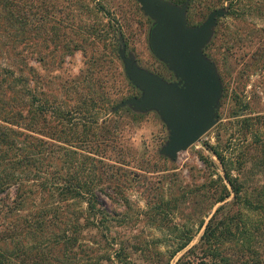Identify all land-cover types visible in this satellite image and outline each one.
<instances>
[{
	"label": "trees",
	"instance_id": "1",
	"mask_svg": "<svg viewBox=\"0 0 264 264\" xmlns=\"http://www.w3.org/2000/svg\"><path fill=\"white\" fill-rule=\"evenodd\" d=\"M224 3L229 18H243L246 12L264 18V0H195L206 12ZM109 10L102 0H0V264H134L131 249L118 248L111 237L126 217L107 209L101 199H120L123 210L131 209L124 192L128 173L118 168L124 160L110 150L120 134L114 117L122 111L143 117L128 108L111 115L119 102L134 97L123 98L119 79L138 90L115 67L121 61L123 31ZM232 41L234 47L226 45L228 54L244 43L236 36ZM76 51L87 59V69L77 79L80 90L69 92L64 81H57L54 91L42 88L30 62L45 65L47 57L63 60ZM234 64L228 67L237 71L240 61ZM245 66L239 79L251 67L264 68V40ZM228 67L220 73L223 81ZM242 123L246 129L253 126L250 119ZM260 147L264 154V142ZM216 155L231 190L226 187L216 203L234 194L231 205L237 208L220 206L199 245L189 249L194 236L175 226L182 236L173 244L165 242L171 251L168 264L182 252L175 264H264V196L255 202L245 198L238 177ZM244 212L255 213L258 222L244 220ZM155 213L153 221L161 227L164 220Z\"/></svg>",
	"mask_w": 264,
	"mask_h": 264
},
{
	"label": "rangeland",
	"instance_id": "2",
	"mask_svg": "<svg viewBox=\"0 0 264 264\" xmlns=\"http://www.w3.org/2000/svg\"><path fill=\"white\" fill-rule=\"evenodd\" d=\"M102 2L110 9L109 12L120 20L127 54H132L142 68L169 82H175L174 74L154 56L149 46L153 23L141 11L138 2ZM227 5L224 3V6L218 9L229 8ZM211 12H206L204 5H195V0L192 4L189 0L187 21L191 26L201 25ZM229 14L230 9L228 16L219 21L215 36L211 45L209 44L210 52L205 50V53L210 54V58L216 62L218 74L225 71L224 67L227 68L229 63L235 67L234 62L237 59L240 64L237 71L228 67L224 81L221 77L223 96L220 99L219 121L199 143L180 153L176 162H171L160 155L159 150L168 141L169 132L157 113L141 114L143 117L136 119L122 111L114 117L118 122L116 124L120 134L114 138L115 142L110 150L113 152L112 156L124 160L118 168L122 174L128 173L124 192L131 209L121 208L120 205H124L123 200L119 199L114 203L113 198L105 195H101V199L107 209L118 211L122 214V219L126 217L124 227L115 228L111 237L118 240V248L131 249L130 256L134 264H168L171 251L167 252L165 242L168 245L173 244L182 236L174 231L175 226L181 229L184 227L187 234L194 236L188 249L198 246L203 230L216 210L224 204L233 205L234 194L229 195L225 202L216 203L225 193L226 187L231 192L229 184L222 179L223 166L216 154L225 158L228 169L238 177L245 198L249 197L255 202L257 198L264 196V154L260 147L261 142H264V68L251 67L248 74L241 76L242 79H239L237 74L239 70L246 68V64L252 62L257 48L264 40V18L259 12H246V16L240 19L234 15L229 18ZM233 36L241 37L244 43L242 47L228 54L225 51L226 45L230 43V46L234 47ZM47 60L48 64L45 65L30 62L42 88L54 91L57 90L56 82L64 81L69 92L73 89L80 90L77 79L81 78L83 70L87 69V59L82 51H76L63 60L57 56L47 57ZM59 61L62 64L58 66L56 64ZM53 64L55 66H52ZM115 67L124 71L122 61L116 60ZM112 84L110 81L105 89L110 91ZM116 84L120 87L123 98L140 96L139 91L132 89L124 81L119 79ZM128 109L133 112L131 108ZM113 110L112 116L116 114ZM245 119L251 120L253 126L250 129L243 127L245 125L242 121ZM108 192L114 195L111 191ZM232 205L230 209L236 210L237 206ZM125 211L128 214L124 213ZM155 211L159 212L164 220L161 227L153 221ZM244 214V220L258 222L255 213ZM159 252L167 254L159 256ZM261 252L264 254V249ZM183 254L184 252L180 253L169 264H175ZM159 260L163 262L159 263Z\"/></svg>",
	"mask_w": 264,
	"mask_h": 264
},
{
	"label": "water",
	"instance_id": "3",
	"mask_svg": "<svg viewBox=\"0 0 264 264\" xmlns=\"http://www.w3.org/2000/svg\"><path fill=\"white\" fill-rule=\"evenodd\" d=\"M136 1L153 22L151 50L176 81L169 82L139 66L135 57L127 54L120 36L124 72L140 96L124 100L113 112L128 107L137 114L157 113L169 132L160 155L176 162L180 153L199 143L219 121L223 83L216 62L205 50L229 8L213 10L201 25L191 26L187 21L189 0L181 5L169 0Z\"/></svg>",
	"mask_w": 264,
	"mask_h": 264
},
{
	"label": "flooded vegetation",
	"instance_id": "4",
	"mask_svg": "<svg viewBox=\"0 0 264 264\" xmlns=\"http://www.w3.org/2000/svg\"><path fill=\"white\" fill-rule=\"evenodd\" d=\"M153 23V22H152Z\"/></svg>",
	"mask_w": 264,
	"mask_h": 264
}]
</instances>
